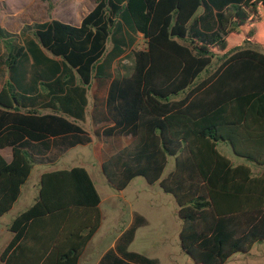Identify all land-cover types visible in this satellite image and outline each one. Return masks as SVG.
Segmentation results:
<instances>
[{"label": "trees", "instance_id": "obj_1", "mask_svg": "<svg viewBox=\"0 0 264 264\" xmlns=\"http://www.w3.org/2000/svg\"><path fill=\"white\" fill-rule=\"evenodd\" d=\"M42 1L49 14L50 1ZM123 27L145 46L119 58ZM24 30L34 42L21 46L0 29L3 65L16 79L0 89V150H10L8 162L0 155V217L42 160L25 150L29 143L67 135L70 146L89 141L75 121L84 120L91 80L108 77L105 67L118 58L103 106L110 126L101 136L131 142L101 163L108 185L122 191L141 177L169 194L193 264H224L264 241V0H94L78 26L50 20ZM108 39L110 58L101 64ZM25 50L30 85L21 80ZM217 143L263 168L252 174L232 164ZM167 157L172 169L161 179ZM99 200L82 167L40 174L34 201L7 227L0 264H77L98 229ZM118 250L134 264H153ZM100 264L127 262L107 252Z\"/></svg>", "mask_w": 264, "mask_h": 264}, {"label": "rangeland", "instance_id": "obj_2", "mask_svg": "<svg viewBox=\"0 0 264 264\" xmlns=\"http://www.w3.org/2000/svg\"><path fill=\"white\" fill-rule=\"evenodd\" d=\"M50 1L54 4V8V6L57 4L60 6L66 0ZM27 3H29L28 0H5V4L9 9L23 8ZM93 4L94 0H68V6L63 7V9L64 12L72 17L77 9L86 11ZM200 14L201 10L197 12V15ZM125 16L126 14L123 12L118 18V22ZM15 20V18H11L7 19L6 22L11 24ZM119 36H121L124 45L119 58L126 55L129 51L142 50L145 46L144 40L140 35L124 27ZM111 48L112 45L108 39L105 44L104 55L100 61L101 64H106L108 58H110ZM43 55L52 61L58 60V58L52 57L45 51ZM117 60L118 58H111L109 65L105 67V71L109 72L110 68L116 65ZM216 64L217 62L213 61L208 68V72H211ZM203 76L204 73L200 75V78ZM107 83L108 80L101 78L91 81L92 88H94L93 96L91 99L87 92L86 117L83 123H77L89 134L95 149H91V145L87 147L78 145L65 152H63L64 149H51L48 153H45L41 149L47 144L56 146L58 142L55 141L44 143V145L29 143L25 147L27 151L34 150L33 155L41 157L42 160L41 164L33 163L26 181L20 187L16 202L9 212L0 217V253L10 239L11 233L7 231V227L11 220L28 208L34 201L40 174L52 170L82 167L87 171L101 200L99 206L101 220L99 229L85 247L78 264H82L81 261L84 257L89 256L91 253H93V258L98 256L102 250H105L110 240L114 245H124L128 235L132 239L127 245H124L127 253L151 260L153 264H193L186 254L179 250L178 231L180 223L175 213L176 205L169 194L163 193L157 183L147 185L141 177L134 178L121 192L115 191L107 184L99 171L98 161H95L92 150L97 158L99 157L100 159H104L115 152L114 144L116 140L114 138L100 137L98 130L93 131V126L103 127L104 125L99 124L98 121L96 124L91 121V115H94L98 120L102 117L103 95ZM36 147L40 149H36ZM4 150V153L1 151L2 155H9V149ZM216 150L231 163L248 166L252 174L261 170L260 166H255L233 156L229 147L224 143H217ZM172 164V158L167 157L166 165L161 173V179L172 169ZM132 214L141 216L143 223L135 227L132 233H128L125 232V228ZM224 264H264V242L254 244L245 254H234Z\"/></svg>", "mask_w": 264, "mask_h": 264}, {"label": "crops", "instance_id": "obj_3", "mask_svg": "<svg viewBox=\"0 0 264 264\" xmlns=\"http://www.w3.org/2000/svg\"><path fill=\"white\" fill-rule=\"evenodd\" d=\"M50 1V0H49ZM29 3L26 4V6H24L23 8H18V9H9L7 7V5L5 4V0L1 1L0 2V29H2L4 32L10 34V35H13V38L15 39V43L18 44V45H21V46H25L24 44L26 42H34L33 38L27 33L26 30H24V26H28V29L29 30H33V25H40V24H45V23H48L50 20H56V21H59L61 23H64V24H68V25H71V26H78L79 25V22L80 20L92 9L93 6H91L90 8H88L86 11H82L81 9H77L75 11V14L71 17L68 13L64 12V9L63 7H67L68 6V0H66L65 2H63L62 4H57L56 6H54L53 8V5H52V9L50 11L49 14H47L46 12V2L45 1H42V0H28ZM2 4H5V5H2ZM94 5V4H93ZM58 7L60 8L58 10ZM63 9V10H61ZM201 10V9H200ZM62 15V16H61ZM64 16V17H63ZM77 16V17H76ZM11 18H15L16 20L13 21L11 24H9L8 22H6L7 19H11ZM137 34V33H136ZM139 35V34H138ZM40 52H42L44 54V50L43 49H39ZM25 54H26V57H27V60L24 64V77L22 80V83L23 85H30L32 82H34L33 80H35L34 78V72H33V66H32V60L31 58L28 56L26 50H25ZM4 57H5V53H4V50H3V47H2V44H1V41H0V89L1 87L3 86V84L7 81L9 82H13L15 79V76L13 73H9L5 66L3 65V60H4ZM120 57V56H119ZM38 70H45V68H42L40 67ZM109 74L108 77L106 78H101V79H106L108 80V83L112 77V68H110V71L109 72H106ZM93 79H100V78H93ZM92 79V80H93ZM91 80V81H92ZM35 83V82H34ZM108 83L104 89V95H103V106H104V99H105V95H106V90H107V86H108ZM93 91H94V88H92V85L90 83L89 87L87 88L86 90V94H85V97H86V107L88 105V100H87V92L89 94V97L92 99V96H93ZM86 107H85V111H84V120H85V117H86ZM104 109V108H103ZM104 111V110H103ZM104 113L102 114V117L100 118V120H98V118H96L94 115H91V121L94 122L96 124V122L98 121L99 124H102L104 125L103 127L101 126H96L94 125L93 126V131H97L99 132V135L100 137H103L101 136V131L105 128V127H108L110 126V123L108 122H105L104 121V117H103ZM83 121H75V123L77 124L78 122H84ZM78 125V124H77ZM79 126V125H78ZM82 129V128H81ZM83 130V129H82ZM84 131V130H83ZM85 132V136H87V138L89 139V141L87 143H84V144H80V143H76V144H73L72 146H70V143L73 141V137L71 135H67V136H64L62 138H53V139H48L46 141V143L48 142H58L56 144V146L54 145H50V144H47L45 147L41 148L43 149V151L45 153H48L51 149H64L63 152H65L66 150H69L70 148H73V147H76L78 145H83L84 147H87V146H90L91 145V149H95L94 146H93V142L91 140V137L89 136V134ZM80 137V135H77ZM76 138V137H75ZM105 138H108V137H105ZM116 141H115V144H114V149H115V152L121 148H123L124 146L128 145L130 142H131V139L129 137H115L114 138ZM39 148V147H36V149ZM4 149H9V148H4ZM0 150V155L3 157V159L8 162L10 160V153L9 155L8 154H5L4 156L2 155L1 151H4L5 150ZM40 149V148H39ZM99 149V148H98ZM10 152V150H9ZM114 153V152H113ZM112 153V154H113ZM92 154H93V157L95 159V161H98V167H99V171L101 173V170H100V165L101 163L111 154H109L106 158L104 159H100L99 157L97 158L96 154L93 152L92 150ZM98 155V154H97ZM39 164V163H38ZM41 164V163H40ZM233 164V163H232ZM71 168V167H70ZM263 167H261L262 169ZM260 171V170H259ZM258 171V172H259ZM87 172V171H86ZM257 172V173H258ZM255 173V174H257ZM102 175V173H101ZM103 177V176H102ZM105 180V179H104ZM106 181V180H105ZM132 181V180H131ZM145 182V181H144ZM108 184V183H107ZM121 192V191H119ZM100 199V198H99ZM173 200V199H172ZM174 201V200H173ZM16 202V201H15ZM14 202V203H15ZM13 203V205H14ZM101 204V200H99V204H98V209H99V206ZM175 204V202H174ZM12 205V206H13ZM12 208V207H11ZM10 208V209H11ZM176 210H177V207H176ZM10 211V210H9ZM8 211V212H9ZM99 213H100V209H99ZM176 213V212H175ZM177 216V215H176ZM178 218V217H177ZM100 220H101V214H100ZM179 220V219H178ZM141 223H143V219L141 218V216H138V215H134L132 214L131 217H130V220H129V223L127 224L126 228H125V232H129L133 231V229L139 225H141ZM179 223H180V220H179ZM99 226H100V223H99ZM99 226H98V229H99ZM179 228H180V224H179ZM97 229V230H98ZM96 230V232H97ZM95 232V233H96ZM179 232V231H178ZM95 233L93 234V236L95 235ZM92 236V237H93ZM11 237V236H10ZM92 237L90 238V240L92 239ZM131 236H127L126 237V242L125 244L127 245L129 243V241H131ZM89 240V241H90ZM88 241V243H89ZM261 242H264V241H261ZM261 242H257V243H261ZM87 243V244H88ZM86 244V246H87ZM124 244V245H125ZM256 244V243H254ZM253 244V245H254ZM124 245H121L119 246L118 244H113L111 242V240L109 241L108 243V246L105 248V250H102V252L96 256L95 258L92 257V254L91 253L89 256H85L84 259L81 261L82 264H100L101 263V259L102 257L104 256L105 253L109 252L111 253L113 256H116L117 258H120V259H124L127 264H134L132 263L131 261H129L128 259H126L122 253L118 250V249H122L123 248V252L127 253L125 251V248H124ZM252 245V246H253ZM85 246V247H86ZM178 246H179V243H178ZM251 246V247H252ZM85 249V248H84ZM179 250L180 252H182V249L179 247ZM250 250V249H249ZM84 252V250L82 251V253ZM82 253L81 255L79 256L78 258V261H77V264L78 262L81 260V257H82ZM187 256V255H186ZM233 256V255H232ZM188 257V256H187ZM229 259V258H228ZM227 259V260H228ZM148 260V259H147ZM226 260V261H227ZM151 261V260H149Z\"/></svg>", "mask_w": 264, "mask_h": 264}, {"label": "water", "instance_id": "obj_4", "mask_svg": "<svg viewBox=\"0 0 264 264\" xmlns=\"http://www.w3.org/2000/svg\"><path fill=\"white\" fill-rule=\"evenodd\" d=\"M178 242H179V247L182 249V246H181V242H180V239L178 238ZM189 258V257H188ZM190 259V258H189ZM191 260V259H190ZM192 262V260H191ZM193 263V262H192Z\"/></svg>", "mask_w": 264, "mask_h": 264}]
</instances>
